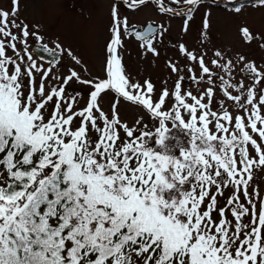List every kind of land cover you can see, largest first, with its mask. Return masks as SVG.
I'll list each match as a JSON object with an SVG mask.
<instances>
[{
  "label": "snow or ice",
  "instance_id": "1",
  "mask_svg": "<svg viewBox=\"0 0 264 264\" xmlns=\"http://www.w3.org/2000/svg\"><path fill=\"white\" fill-rule=\"evenodd\" d=\"M152 2L184 17L187 33L204 0ZM148 3L114 0L99 75L58 39L49 48L37 25L30 31L20 0L0 7V264H264V197L249 191L253 169L264 167V65L243 55L234 63L216 49L209 67L207 51L181 42L174 47L188 64L169 59L176 79L157 91L127 72L121 53L127 35L143 55L159 56L156 38L168 29L133 30L119 11ZM245 7L227 0L225 10ZM210 16L204 12L201 45L210 42ZM240 31L264 48V34ZM54 51L73 62L66 73L34 59ZM237 67L248 84L235 81ZM185 70L196 94L183 87ZM217 87L224 98L213 110ZM126 108L140 111L131 124L121 116Z\"/></svg>",
  "mask_w": 264,
  "mask_h": 264
},
{
  "label": "rangeland",
  "instance_id": "2",
  "mask_svg": "<svg viewBox=\"0 0 264 264\" xmlns=\"http://www.w3.org/2000/svg\"><path fill=\"white\" fill-rule=\"evenodd\" d=\"M164 2L168 4V0H164ZM241 2L242 0H235L236 4ZM243 2H245L246 7L240 14L226 11V0L219 3L223 4L221 6L204 2L203 6L197 11L198 13H196L194 21L191 22L187 33L182 32L184 18L162 15L152 0H149L147 7H141L137 11L128 10L121 4L119 9L121 16L126 15L130 26H134V29H139L145 24L154 23V21L155 24L162 23L168 29L162 40L160 37L157 38L158 40L156 39L155 47L159 49V56L156 57L151 53L146 56L143 55L140 44L126 35L121 53L127 72L141 82L150 79L159 91L164 86L165 80L170 83L176 78L175 74L170 75L167 59L176 57L182 64L186 62L185 58L174 47V45L181 42L190 43L187 45L188 49L195 50L197 54L208 50L206 57L209 61L213 57V51L219 49L226 54V58L235 59L243 55L248 60L255 61L258 66L264 65V49L256 41L252 43L245 42L240 31L242 26H247L253 33L264 34V7H251L247 5V0H243ZM113 3L114 0H20L19 18L29 24L30 31L34 30L33 25H37L39 33L45 37L44 43H47L48 47L54 48L52 41L58 39L65 50L71 49L74 54L81 58L83 64L93 75H99L102 74L105 45L110 36V12ZM181 3H183V0H181ZM171 6L176 7L175 5ZM0 7L8 9L10 0H0ZM205 11L211 12L209 17L210 27L208 29L210 42L201 45L200 33ZM28 43L30 45L29 51L37 44L31 36ZM18 47L21 46L18 45ZM8 54L12 55V52L9 51ZM34 59H37L38 64L43 63L46 68L50 66L48 62L40 60L36 56H34ZM70 66L74 65L66 54L61 55L59 64L53 63L52 65L53 72L56 73H66ZM77 70L80 69L77 68ZM213 70L219 71L218 69ZM183 73L189 77L186 70ZM197 74L199 75V70ZM234 76L235 81L245 78L244 83H249L240 71H236ZM215 81L220 83L218 79ZM53 83L55 82L53 81ZM78 87V85H72V88ZM101 104L104 110L107 111L109 97H104ZM80 106H83L82 102ZM139 114V109H121L122 119L129 124L138 119ZM263 178L264 168L262 171L253 169V180L249 191L258 188L263 197ZM231 194L232 189H225L224 196H218L220 207L225 206V198L231 196ZM213 215L214 218L218 219L215 213ZM228 218L232 219L230 212ZM244 219L245 222H248L247 217Z\"/></svg>",
  "mask_w": 264,
  "mask_h": 264
},
{
  "label": "flooded vegetation",
  "instance_id": "3",
  "mask_svg": "<svg viewBox=\"0 0 264 264\" xmlns=\"http://www.w3.org/2000/svg\"><path fill=\"white\" fill-rule=\"evenodd\" d=\"M216 1H218V2H216ZM223 0H205L204 2H208V3H210V4H212V5H215V6H221V5H223V4H219L220 2H222ZM227 1V0H226ZM216 3H217V5H216ZM224 4H225V2H223ZM196 13H198V12H195V16H196ZM164 15H166L167 17L168 16H173V17H178V18H184V17H182V16H174L173 14L171 15L170 13L169 14H164ZM159 36H157V38H158ZM133 38V37H132ZM156 38V39H157ZM134 39V38H133ZM158 40V39H157ZM157 40H156V42H157ZM195 41H196V39H195ZM182 43H184L186 46L187 45H189L188 43H186V42H182ZM156 46V45H155ZM262 49H264V48H262ZM157 50H158V52H159V49L157 48ZM207 50V49H206ZM208 51V50H207ZM179 53V52H178ZM43 56L44 57H46V58H48L49 57V55H46V54H43ZM213 58V57H212ZM233 59V61H234V63L236 62L235 61V59L234 58H232ZM168 60L169 59H167V62H168ZM171 60H173L174 62H176V61H178L179 62V66L180 67H184L183 65H187L188 64V61L186 60V62L184 63V64H182L176 57H173ZM205 60H206V63L211 67V64H210V61L207 59V57L205 58ZM211 60V59H210ZM170 70V69H169ZM236 71H240V69H239V67H237V69H236ZM197 72H198V70H197ZM184 76H185V81H184V84H183V87L185 88V89H191L193 92H194V94H196L197 93V91H198V89H197V86L196 85H194V84H192L191 83V81L189 80V78L184 74V73H182ZM170 75H174L173 73H171V71H170ZM198 75V74H197ZM244 76L243 77H246V80H248L249 81V79L247 78V75L246 74H243ZM175 79L176 78H174V80L173 81H171L170 83H167V87H169L170 89L172 88V86H173V83H174V81H175ZM241 80H245V78H243V79H241ZM250 82V81H249ZM215 83H216V85H219L220 83H218L217 81H215ZM165 86V85H164ZM163 86V87H164ZM204 87H207V85H201L200 86V88L202 89V88H204ZM194 88V89H193ZM233 94H236L235 92H233ZM222 98H224L223 97V93L221 92V90H220V88L219 87H217L216 89H215V97H214V102H213V105H212V108H213V110H217L218 109V105H217V103H216V101H218V100H220V99H222ZM231 110V109H230ZM264 167H259V168H254V169H259L260 171H262V169H263ZM263 180V183H264V178L262 179ZM228 189H231V188H228ZM228 189H226V190H228ZM263 197H264V195H263Z\"/></svg>",
  "mask_w": 264,
  "mask_h": 264
},
{
  "label": "water",
  "instance_id": "4",
  "mask_svg": "<svg viewBox=\"0 0 264 264\" xmlns=\"http://www.w3.org/2000/svg\"><path fill=\"white\" fill-rule=\"evenodd\" d=\"M148 24H149V23H148ZM148 24H146L142 29L139 28V30H143ZM154 26H156V25H154ZM136 29H138V28H136ZM136 29L133 28V30H136ZM43 54L48 55V53H43ZM53 56H54V57L51 59L53 62H55L56 59H59V55H58V53L53 52ZM43 57H44V56H43Z\"/></svg>",
  "mask_w": 264,
  "mask_h": 264
}]
</instances>
